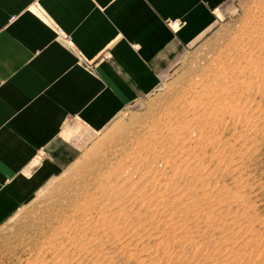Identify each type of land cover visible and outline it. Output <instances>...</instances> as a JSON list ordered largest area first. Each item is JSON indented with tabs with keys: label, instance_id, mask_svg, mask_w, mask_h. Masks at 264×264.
I'll list each match as a JSON object with an SVG mask.
<instances>
[{
	"label": "rangeland",
	"instance_id": "rangeland-1",
	"mask_svg": "<svg viewBox=\"0 0 264 264\" xmlns=\"http://www.w3.org/2000/svg\"><path fill=\"white\" fill-rule=\"evenodd\" d=\"M0 264H264V0H231L0 230Z\"/></svg>",
	"mask_w": 264,
	"mask_h": 264
},
{
	"label": "crops",
	"instance_id": "crops-1",
	"mask_svg": "<svg viewBox=\"0 0 264 264\" xmlns=\"http://www.w3.org/2000/svg\"><path fill=\"white\" fill-rule=\"evenodd\" d=\"M230 1L0 0V230Z\"/></svg>",
	"mask_w": 264,
	"mask_h": 264
}]
</instances>
